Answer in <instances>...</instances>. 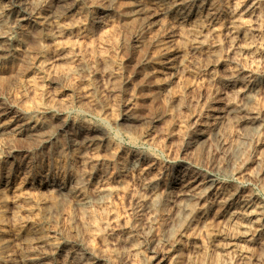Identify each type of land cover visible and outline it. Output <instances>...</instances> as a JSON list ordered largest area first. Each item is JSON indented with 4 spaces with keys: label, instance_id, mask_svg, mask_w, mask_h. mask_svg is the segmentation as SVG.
<instances>
[{
    "label": "rangeland",
    "instance_id": "rangeland-1",
    "mask_svg": "<svg viewBox=\"0 0 264 264\" xmlns=\"http://www.w3.org/2000/svg\"><path fill=\"white\" fill-rule=\"evenodd\" d=\"M179 1L154 5L157 22L136 39L134 0L85 6L51 32L34 19L82 0L30 2L26 21L0 0L11 36L0 44V264H264V0H196L183 20L163 14ZM84 126L104 137L71 149L70 132L91 140ZM76 176L81 185L57 192ZM79 196L91 201L84 215Z\"/></svg>",
    "mask_w": 264,
    "mask_h": 264
},
{
    "label": "bare ground",
    "instance_id": "bare-ground-1",
    "mask_svg": "<svg viewBox=\"0 0 264 264\" xmlns=\"http://www.w3.org/2000/svg\"><path fill=\"white\" fill-rule=\"evenodd\" d=\"M30 1V0H29ZM28 0L26 1V0H14V3L18 6V8L20 9V15L18 16V18H20V21H26L27 20V16H28V14H29V11H30V2L31 3H42L43 5H45V3H43V0H31L30 2H29ZM52 1V0H51ZM53 1H55L56 3H57V5L59 4L60 5V3L61 2H65V0H53ZM105 1L106 0H82V3L80 2L79 4H77L72 10H71V12H67V13H64L63 15L62 14H60L61 16H58V17H49L50 19H41V18H38L37 16V18L36 19H34L35 20V23L36 24H38V25H41L42 27L44 26L49 32H51L50 30L53 28V27H57L55 30L57 31V29L58 28H60V27H63V26H66V24H67V21L69 22L70 21V19H72L73 17L72 16H70V14H73L74 12L75 13H77V14H86V13H84V7L85 6H90V7H92V8H94L95 10H99V9H101V8H104V6L105 5H107L106 3H105ZM161 1L162 0H134V2H133V5H132V8H131V14L130 15H132V17H133V19H136L138 22H139V28L136 30V32H135V36H136V39H139L141 36H143V35H145V34H148L150 31H152L151 30V28H152V26L157 22H154L155 20L152 18V13L150 14V12H151V9H152V7L154 6V5H159L160 3H161ZM175 1V0H174ZM196 0H193V1H191V0H180L178 3H176V5H175V7H171V8H169V9H167L166 10V8H165V10H164V12H163V14L164 15H166V16H179V20H183L184 18V16L187 14L186 12H185V10H186V8L188 7H190L191 6V4L192 3H194ZM202 2L204 1V0H201ZM200 1V2H201ZM207 1V0H206ZM235 1H237V0H235ZM234 1V2H235ZM254 1H256V0H253V2ZM9 2V1H8ZM210 2V1H209ZM213 2H215V1H213ZM230 2H232V1H230ZM7 3V2H6ZM108 3V2H107ZM125 3V2H124ZM175 3V2H174ZM199 3V2H198ZM218 3V2H217ZM217 3H215V4H217ZM243 3V2H242ZM246 3V2H245ZM8 4V3H7ZM32 4V5H33ZM52 4V3H51ZM67 4V3H66ZM116 4V3H115ZM166 4V3H165ZM169 4V3H168ZM172 4H173V2H172ZM241 4V3H240ZM193 5H195V3L193 4ZM198 5V4H197ZM199 5H200V3H199ZM203 5V4H202ZM241 5H243V4H241ZM4 6H6V4L4 5ZM3 6V7H4ZM36 6V5H35ZM68 6V5H67ZM213 6V5H212ZM220 6V5H219ZM234 6H236L235 7V12H238V8H240L239 6L240 5H238V4H235ZM248 6V5H247ZM2 6H0V31H2V33H0V44L2 43V42H4L5 40H7V38L9 37V35L7 34V33H5L4 32V34H3V30H1L2 28H3V26H4V24H5V22H4V16H3V14L5 13L4 11L5 10H3L2 8H1ZM34 7V6H33ZM57 7H59V6H57ZM62 7V6H61ZM64 7V6H63ZM115 7V6H114ZM161 7H163V6H161ZM215 7V6H214ZM227 7H228V5H227ZM10 8H12V7H10ZM37 8H38V6H37ZM43 8V7H42ZM53 8H55L54 6H53ZM156 8H158L157 6H156ZM155 8V9H156ZM192 8H195V7H192ZM206 8V7H205ZM211 8V7H210ZM213 8V7H212ZM219 8V7H218ZM244 8H245V6H244ZM243 8V9H244ZM34 9H36V8H34ZM34 9H32V11H34ZM107 9V8H106ZM198 9V8H197ZM200 9V8H199ZM232 10L234 9V8H231ZM242 9V10H243ZM249 9V8H248ZM259 9V8H258ZM264 9V8H263ZM10 10V9H9ZM61 10V9H60ZM86 10V9H85ZM157 10V9H156ZM158 10H160V8L158 9ZM190 10V9H189ZM208 10H209V8H208ZM215 10V9H214ZM226 10V9H225ZM246 10V9H245ZM36 11V10H35ZM34 11V12H35ZM66 11H68V10H66ZM191 11H192V9H191ZM223 11V10H222ZM54 12H55V10H54ZM87 12V11H86ZM208 12V11H207ZM211 12V11H210ZM216 12V11H215ZM219 12V11H218ZM218 12H216V13H218ZM224 12V11H223ZM231 12V11H230ZM17 13V12H16ZM40 13V12H39ZM63 13V12H62ZM160 13V12H159ZM198 13V12H197ZM201 13V12H200ZM213 13V15H214V12H212ZM259 13V12H258ZM19 14V13H18ZM52 14H53V12H52ZM55 14V13H54ZM68 14H69V16H68ZM89 14V13H88ZM92 14H94V13H92ZM96 14V13H95ZM110 14V13H109ZM156 14V13H155ZM203 14V13H202ZM228 14V13H227ZM122 15V14H121ZM189 15V14H188ZM194 15V14H193ZM209 15V14H208ZM218 15V14H217ZM49 16H51V14H49ZM53 16V15H52ZM101 16V15H100ZM165 16V17H166ZM216 16V15H215ZM10 17V16H9ZM33 17V16H32ZM42 17H44V16H42ZM78 17V16H77ZM81 17H82V15H81ZM88 17V16H87ZM95 17H97V16H95ZM105 17V16H104ZM172 17V18H173ZM181 17V18H180ZM200 17V16H199ZM212 17V16H211ZM217 17V16H216ZM239 17H240V15H239ZM243 17V16H242ZM31 18V17H30ZM80 18V17H79ZM83 18V17H82ZM171 18V19H172ZM176 18V17H175ZM175 18H173V19H175ZM189 18V17H188ZM187 18V19H188ZM213 18V17H212ZM52 19H54V20H52ZM119 19V18H118ZM210 19V18H209ZM214 19V18H213ZM219 19V18H218ZM236 19V18H235ZM243 19V18H242ZM176 20V19H175ZM189 20V19H188ZM205 20H207V19H205ZM211 20V19H210ZM240 21L241 19H236V21ZM10 21H11V19H10ZM14 21V20H13ZM16 21H17V19H16ZM31 21V20H30ZM81 21V20H80ZM106 21V20H105ZM172 21V20H171ZM215 21V20H214ZM234 21V20H233ZM15 22V21H14ZM164 22V21H163ZM173 22V21H172ZM180 22V21H179ZM189 22V21H188ZM203 22H204V20H203ZM207 22V21H206ZM230 22H231V20H230ZM71 23V22H70ZM70 23H69V25H70ZM175 23V22H174ZM209 23V22H208ZM238 23V22H237ZM241 23V22H240ZM240 23H238V24H240ZM7 24V23H6ZM12 24V23H11ZM17 24V23H16ZM15 24V25H16ZM35 24V25H36ZM176 24V23H175ZM206 24V23H205ZM215 24V23H214ZM242 24V23H241ZM240 24V25H241ZM15 25L13 26V27H15ZM19 25V24H18ZM68 25V27H70ZM72 25V24H71ZM163 25V24H162ZM208 25V24H207ZM235 25H236V23H235ZM239 25V26H240ZM37 26V25H36ZM176 26V25H175ZM19 27V26H18ZM180 27V26H179ZM184 27V26H183ZM203 27V26H202ZM233 27V26H232ZM73 28V27H72ZM215 28V27H214ZM236 28H238V27H236ZM235 28V29H236ZM4 29V28H3ZM185 29V28H184ZM239 29V28H238ZM10 30V29H9ZM28 30H30V29H28ZM54 30V31H55ZM65 30V29H64ZM134 30V29H133ZM154 30V29H153ZM5 31V30H4ZM11 31V30H10ZM53 31V32H54ZM211 31V30H210ZM240 31V30H239ZM24 32V31H23ZM29 32H32V31H29ZM34 32V31H33ZM47 32V31H46ZM62 32V31H61ZM187 32V31H186ZM209 32V31H208ZM17 33H18V31H17ZM36 33V32H35ZM153 33V32H152ZM155 33V32H154ZM153 33V34H154ZM184 33H185V31H184ZM19 34V33H18ZM21 34V33H20ZM34 34V33H33ZM72 34V33H71ZM14 35V34H13ZM35 35V34H34ZM37 35V34H36ZM39 35V34H38ZM157 35L158 34H156V37H157ZM198 36V35H197ZM197 36H195V37H197ZM11 37V36H10ZM9 37V38H10ZM37 37V36H36ZM150 37V36H149ZM149 37H148V41L147 42H149ZM155 37V38H156ZM162 37V36H161ZM21 38V37H20ZM19 38V39H20ZM13 40V39H12ZM159 40V39H158ZM160 40H162V39H160ZM159 40V41H160ZM249 40H251V38L249 39ZM9 41V40H8ZM145 41V40H144ZM143 41V42H144ZM158 41V42H159ZM7 42V41H6ZM156 42V41H155ZM164 42V41H163ZM163 42H161L162 44H159V52H158V57L159 58H161V57H163V56H165L167 53H168V51L169 50H167V47H166V45L165 44H163ZM166 42H167V40H166ZM165 42V43H166ZM145 43V42H144ZM196 43V42H195ZM199 43V42H198ZM29 44H30V42H29ZM152 44V43H151ZM167 44V43H166ZM197 44V43H196ZM201 44V43H200ZM10 45V44H9ZM140 45V44H139ZM142 45V44H141ZM1 46V45H0ZM143 46V45H142ZM145 46V45H144ZM158 46V45H157ZM195 46V45H194ZM197 47V46H196ZM18 48V47H17ZM16 48V49H17ZM30 48V47H29ZM193 48V47H192ZM220 48V47H219ZM8 49H11V48H9L8 47ZM13 49V48H12ZM15 49V48H14ZM28 49V48H27ZM45 50V49H44ZM157 49H155V51H156ZM199 50V49H198ZM208 50V49H207ZM154 51V52H155ZM201 51V50H200ZM211 51V50H210ZM10 52V51H9ZM42 52V51H41ZM60 52H62V51H60ZM203 52H204V50H203ZM206 52V51H205ZM219 52V51H218ZM217 52V53H218ZM12 53V52H11ZM214 53V52H213ZM70 54V53H69ZM79 54V53H78ZM67 55V54H66ZM154 55V54H153ZM4 56V55H3ZM2 56V57H3ZM9 56V55H8ZM13 56V55H12ZM23 56H25V55H23ZM68 56H70V55H68ZM72 56V55H71ZM155 56V55H154ZM169 56V55H168ZM203 56H205V55H203ZM220 56V55H219ZM219 56H217V55H212V53H211V57H213L214 59L216 58L217 59V57H219ZM222 56V55H221ZM1 57V56H0ZM6 57V56H5ZM209 57H210V55H209ZM144 58V57H143ZM142 58V59H143ZM158 58V59H159ZM170 58V57H169ZM167 59V58H166ZM215 59V60H216ZM45 60V59H44ZM48 60H49V58H48ZM51 60V59H50ZM172 60V59H171ZM205 59H203V61H204ZM213 60V59H212ZM211 60V61H212ZM23 61V60H22ZM47 61V60H46ZM70 61V60H69ZM154 61V60H153ZM153 61H150L147 57H145L144 58V60H143V62L146 64H148V66L151 68V70L154 72L155 70H156V67H154L155 65L154 64H151ZM156 61V60H155ZM214 61V60H213ZM48 62H50V61H48ZM157 62V61H156ZM165 62V61H164ZM163 62V63H164ZM215 62V61H214ZM44 63V62H43ZM108 63V62H107ZM161 63V62H160ZM45 64H47V63H45ZM141 64V63H140ZM143 64V63H142ZM174 64V63H173ZM42 65H44V64H42ZM77 65V64H76ZM113 65V64H112ZM176 65V64H175ZM178 65V64H177ZM37 66H39V65H37ZM165 66V65H164ZM42 67H44V66H42ZM111 67V66H110ZM169 67H172V66H169ZM168 67V68H169ZM179 67V66H178ZM182 67V66H181ZM180 68V67H179ZM113 69V68H112ZM146 69H148V68H146ZM181 69H184V68H181ZM46 70V69H45ZM114 70V69H113ZM185 70V69H184ZM149 71V70H148ZM160 72H161V70H159ZM111 72V71H110ZM152 72V73H153ZM182 72H184V71H182ZM163 73V72H162ZM167 73V72H166ZM114 74V73H113ZM147 74H149V72L147 73ZM164 74V73H163ZM168 75V74H167ZM160 77V76H159ZM264 78V77H263ZM261 80H262V78H260ZM161 80V79H160ZM166 80H167V78H166ZM130 81V80H129ZM157 82V81H156ZM163 82V81H162ZM166 82V81H165ZM164 83V82H163ZM252 83V82H251ZM250 84V83H249ZM236 85V84H235ZM242 86V85H241ZM230 87H232L231 85H230ZM160 88L161 89H166V84H162V85H160ZM228 88V87H227ZM236 88V87H235ZM242 88V87H241ZM259 87H258V84L257 83H252V84H250L249 86H248V89H249V92L250 93H253V92H255L257 89H258ZM229 90V89H228ZM161 91V90H160ZM163 94V93H162ZM240 94H241V92H240ZM239 94V95H240ZM248 95V94H247ZM249 96H250V94H249ZM248 96V97H249ZM179 97V96H178ZM242 97V96H241ZM244 97V96H243ZM245 98V97H244ZM175 99H177V97L175 98ZM249 100V99H248ZM176 101V100H175ZM174 102V101H173ZM175 103V102H174ZM177 103V102H176ZM171 105V104H170ZM178 105V104H177ZM173 106V105H172ZM171 106V107H172ZM170 108V107H169ZM178 108H180L179 107V105H178ZM231 108H233V107H231ZM62 109V108H61ZM167 110H169V109H167ZM171 111V110H170ZM169 111V112H170ZM231 111V110H230ZM128 113H130V112H128ZM171 113V112H170ZM234 113V112H233ZM236 114V113H235ZM131 115H134L133 113L131 114ZM166 115V114H165ZM216 115V114H215ZM213 116V115H212ZM222 116V115H221ZM249 116V115H248ZM134 117V116H133ZM163 117V116H162ZM247 117V116H246ZM245 117V118H246ZM250 118V117H249ZM255 118V117H254ZM125 119V118H124ZM244 119V118H243ZM127 120H128V118H127ZM126 120V121H127ZM164 120V119H163ZM170 120V119H169ZM58 121V120H57ZM115 121V120H114ZM218 121V120H217ZM259 121V120H258ZM207 122V121H206ZM249 122V121H248ZM135 123V122H134ZM260 123V122H259ZM81 124V123H80ZM85 124V123H84ZM36 125V124H35ZM125 125V124H124ZM20 126V125H19ZM22 126V125H21ZM54 126V125H53ZM126 126H127V124H126ZM130 125H128V127H129ZM212 126V125H211ZM246 126V125H245ZM254 127V126H253ZM260 127H262L261 126V124H260ZM15 128H17V127H15ZM211 128V127H210ZM259 128V127H258ZM257 128V129H258ZM76 129V128H75ZM253 130H254V128H252ZM47 130V129H46ZM78 130V129H77ZM202 130V129H201ZM210 130V129H209ZM256 130V129H255ZM22 131V130H21ZM42 131V130H41ZM200 131V130H199ZM48 132V131H47ZM209 131H203L202 130V137L206 134V133H208ZM6 133V132H5ZM82 133H86V134H90V137H91V140H87V139H85V141H82V138H81V136L80 135H78L77 133H75V132H70L68 135H69V139H70V145H71V149H77L78 148V150H80L79 148H83V147H86V146H88V145H91V144H93V145H96L95 143H96V140H94L93 139V136L94 137H98L99 138V136L101 135V136H103L104 135V133L103 132H100V131H98V130H95V129H89V127L87 128V127H82ZM200 133V132H199ZM211 135H214V132L211 130L210 132H209ZM216 133V132H215ZM10 134V133H9ZM0 136H1V134H0ZM16 136V135H15ZM104 137V136H103ZM106 137V136H105ZM243 137V136H242ZM210 138V137H209ZM208 138V139H209ZM201 138H199L198 139V141H197V144L198 143H200V140ZM100 141V140H99ZM204 141V140H203ZM203 143V142H202ZM249 143V142H248ZM199 145V144H198ZM197 145V146H198ZM239 145V144H238ZM99 146H100V144H99ZM102 146V145H101ZM240 146V145H239ZM97 147H98V145H97ZM199 147V146H198ZM197 147V148H198ZM88 148V147H87ZM109 148H110V146H109ZM108 148V149H109ZM200 148V147H199ZM95 149V148H94ZM100 149V148H99ZM235 149V148H234ZM75 151V150H74ZM88 151V150H87ZM95 151V150H94ZM96 151H98V150H96ZM95 151V152H96ZM238 151V150H237ZM241 151V150H240ZM239 151V152H240ZM85 152H86V149H85ZM73 153V152H72ZM79 153H81V152H79ZM239 155V154H238ZM130 156V155H129ZM229 156V155H228ZM128 157V156H127ZM237 157V156H236ZM135 159V158H134ZM233 160V159H232ZM231 159H230V161H232ZM142 161V160H141ZM123 162V161H122ZM137 162H138V160H137ZM136 162V163H137ZM235 162V161H234ZM232 163V162H231ZM122 164V163H121ZM128 164H130L129 163V159H126L124 162H123V167L124 168H127L128 167ZM133 164V163H132ZM135 164V163H134ZM219 170V169H218ZM124 171H126V170H124ZM185 173V172H184ZM84 175V174H83ZM83 175H81V176H83ZM182 175V174H181ZM91 177V176H90ZM90 177H89V179H90ZM118 177V176H117ZM61 179V178H60ZM11 180V179H10ZM204 180V179H203ZM205 180H207V179H205ZM58 181V180H57ZM83 181H84V179H82V178H80V177H78V176H76V177H73V178H71V180H70V183L69 184H65V183H63V182H61V181H59L58 183H56L55 184V188H56V190H57V192L58 193H60V194H64L65 193V191L68 189V186L70 185H72V184H77V185H81L82 183H83ZM90 181V180H89ZM173 181V180H172ZM87 182V181H86ZM14 183V182H13ZM186 183V182H185ZM203 183H205V182H203ZM211 184H213V183H211ZM210 184V185H211ZM21 185V184H20ZM19 185V186H20ZM115 185V184H114ZM117 185V184H116ZM157 185V183H154V182H152L149 186H148V191H151L152 192V195H154V197L156 198L157 196H156V194H154V189H155V186ZM182 185V184H181ZM21 186H23V185H21ZM109 186V185H108ZM107 186V187H108ZM145 186H146V184H145ZM183 186H184V184H183ZM213 186V185H212ZM182 187V186H181ZM15 189V188H14ZM104 189V188H103ZM112 189V188H111ZM181 189V188H180ZM206 189V188H205ZM54 190V189H53ZM52 190V191H53ZM118 190V189H117ZM206 190H209V189H206ZM108 191V190H107ZM109 191H111V190H109ZM108 191V192H109ZM199 191V190H198ZM201 191V190H200ZM237 191V190H236ZM15 192V191H14ZM16 192H18V191H16ZM112 192H113V190H112ZM117 192V191H116ZM180 192V191H179ZM12 193V192H11ZM19 193V192H18ZM21 193V192H20ZM80 193V192H79ZM115 193V192H114ZM114 193H112L111 194V192H110V194L111 195H113ZM197 193V192H196ZM202 193V192H201ZM239 193V192H238ZM77 194V193H76ZM75 194V195H76ZM148 194V193H147ZM183 194V193H182ZM15 195V194H14ZM20 195H22V194H20ZM66 195V194H65ZM68 195H69V193H68ZM68 195H67V197H68ZM151 195V194H150ZM186 195V194H185ZM71 196V195H70ZM106 196H108V195H106ZM105 196V197H106ZM110 196V195H109ZM191 196H193V195H191ZM16 197V196H15ZM14 197V198H15ZM74 197V196H73ZM97 197V196H96ZM153 197V198H154ZM87 198V197H86ZM85 197L83 198V197H75L74 198V200H75V205L78 207V208H80V209H83V211L85 212V213H83V215L84 214H86V208L87 207H89V204H90V200L89 199H86ZM90 198V197H89ZM92 198H94V197H92ZM103 198V197H102ZM235 198V197H234ZM24 199H26V198H24ZM73 199V198H72ZM91 199V198H90ZM108 199V198H107ZM26 200H28V199H26ZM67 200V199H66ZM96 200V199H95ZM156 200V199H155ZM22 201V200H21ZM20 201V202H21ZM68 201V200H67ZM104 201H105V199H104ZM103 201V202H104ZM181 201V200H180ZM17 202V201H16ZM23 202V201H22ZM96 202V201H95ZM94 202V203H95ZM153 202V201H152ZM181 202H183V201H181ZM186 202H189V201H186ZM185 202V203H186ZM67 203V202H66ZM232 203V202H231ZM19 204H21V203H19ZM192 204V203H191ZM190 205V204H189ZM243 205V204H242ZM51 206V205H50ZM76 207V208H77ZM224 207V206H223ZM90 208V207H89ZM50 209V208H49ZM240 210H241V208H240ZM178 211V210H177ZM180 211V210H179ZM89 212V211H88ZM92 213V212H91ZM90 213V214H91ZM176 213V212H175ZM185 213V212H184ZM244 213V212H243ZM247 213V212H246ZM251 213V212H250ZM186 214H188V213H186ZM231 214V213H230ZM180 215V214H179ZM254 215V214H253ZM178 216V214L176 215V217ZM181 216V215H180ZM261 216V215H260ZM93 217V216H92ZM87 218H89V217H87ZM90 219V218H89ZM92 219V218H91ZM94 219V218H93ZM97 219V218H96ZM179 219V218H178ZM231 219V218H230ZM84 220H85V218H84ZM98 222V221H97ZM174 222V221H173ZM99 223V222H98ZM188 223V222H187ZM96 224V223H95ZM98 225V224H97ZM186 225V224H185ZM94 226V225H93ZM92 226V227H93ZM100 227V226H99ZM181 226L179 225V228H180ZM185 227V226H184ZM169 228V227H168ZM28 229V228H27ZM30 229V228H29ZM28 229V230H29ZM35 229V228H34ZM95 229H97V228H95ZM181 229H182V227H181ZM19 230H21V229H19ZM42 230V229H41ZM174 230V229H173ZM18 232V231H17ZM167 232H169V231H167ZM16 233V232H15ZM38 233H36L35 231H26L25 232V234H23V236H25V237H28L29 238V236H33V235H37ZM167 235V234H166ZM12 237V236H11ZM130 237V236H129ZM3 239V238H2ZM37 239V238H36ZM132 239V238H131ZM135 239V238H134ZM133 239V240H134ZM24 240V239H23ZM26 240V239H25ZM9 241V240H8ZM18 242V241H17ZM22 242V241H21ZM1 243V242H0ZM48 243V242H47ZM46 243V244H47ZM129 243V242H128ZM133 243H135V241L133 242ZM27 245V244H26ZM4 246V243H2L1 245H0V249L2 248ZM41 246V245H40ZM5 247V246H4ZM28 247V246H27ZM6 248V247H5ZM26 248V247H25ZM29 248V247H28ZM40 248V247H39ZM41 249V248H40ZM43 250V249H42ZM27 251V250H26ZM29 252V251H28ZM40 252V251H39ZM28 255V254H27ZM34 255V254H33ZM25 256V255H24ZM31 257V256H30ZM29 257V258H30ZM42 257V256H41ZM40 257V258H41ZM24 258V257H23ZM28 258V259H29ZM26 259V258H25ZM30 262H32V263H37V260L36 259H32ZM27 264V263H26Z\"/></svg>",
    "mask_w": 264,
    "mask_h": 264
}]
</instances>
